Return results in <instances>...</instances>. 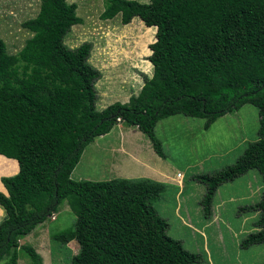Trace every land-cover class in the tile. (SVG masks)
<instances>
[{
	"label": "trees",
	"instance_id": "obj_1",
	"mask_svg": "<svg viewBox=\"0 0 264 264\" xmlns=\"http://www.w3.org/2000/svg\"><path fill=\"white\" fill-rule=\"evenodd\" d=\"M36 16L22 27L32 36L11 55L0 39V155L19 171L0 179V263L17 264L22 249L30 264L42 258L18 238L57 213L66 202L77 219L76 235L66 230L52 238H75L79 252L68 264H199L201 256L168 236V224L152 202L165 186L148 179L74 181L71 174L84 149L122 123L137 128L165 159L156 136L160 120L183 115L204 119L203 129L246 104L258 109L257 140L229 165L195 175L206 188L200 201L206 218L221 185L257 171L260 200L245 212H258L256 232L240 247L264 244V0H104L102 20L120 17L122 25L139 18L156 28L149 45L151 77L127 103L96 107L100 73L89 63L88 42L70 49L64 38L80 23L69 0H38ZM1 159V158H0ZM6 161V160H5Z\"/></svg>",
	"mask_w": 264,
	"mask_h": 264
},
{
	"label": "rangeland",
	"instance_id": "obj_2",
	"mask_svg": "<svg viewBox=\"0 0 264 264\" xmlns=\"http://www.w3.org/2000/svg\"><path fill=\"white\" fill-rule=\"evenodd\" d=\"M136 1L148 3L150 0ZM68 2L76 5V15L80 18V23L71 27L64 43L70 49L85 42L92 45L89 63L100 73V78L95 83L97 109L103 110L116 101L124 103L128 97L139 92L144 76L152 75V65L148 57L152 53L149 45L155 41V29H151L147 34L149 40H146L143 36L147 31L139 18H134L128 25H122L119 16L112 20H102L100 15L103 12L104 0ZM38 8V0H0V39L4 41L9 54L19 53L26 40L32 36L22 24L34 18ZM204 122V119L177 115L160 120L157 125V138L162 142L164 153L166 156L168 154L170 160L176 164L175 167L179 168L175 172H180V177L174 176L170 180L176 179L179 183L181 181L180 184L186 181L184 196L192 194L189 200L194 210L191 216L193 223H188L189 227L184 226L173 211L177 201L175 187L166 186L160 198L152 202V206L157 214L166 220L167 235L181 242L185 250L200 255L199 264H208L206 245L211 253L210 260L214 264H264V244L247 249L240 247L243 238L258 230L255 222L259 213L243 211L260 200L263 181L257 171H249L243 177L216 189L208 218L205 217L201 205L197 204L198 208L194 209L195 196L197 202L202 201L206 188L194 181L193 177L212 174L234 164L244 149L257 140L258 109L246 104L238 111L218 118L207 131L203 129ZM125 129L129 130L126 127ZM138 135L141 138L140 145H145L142 150H153L150 141L139 131ZM132 136L129 132L126 140L128 137V140L134 142ZM116 143L113 138L109 140L103 136L93 140L84 149L79 160L81 162L73 170L72 179L106 181L110 170L113 174L117 171V174L120 172L123 176L138 174L135 168L137 164L127 159L113 162L112 156L120 159L119 152H122L117 150V153H113L116 151ZM109 150L112 156L108 153ZM136 150L141 153L140 149ZM209 152H212L213 157H203L202 161L200 157ZM87 154L89 156L86 158ZM188 164L193 166L184 172V167ZM8 169V166L4 168L0 163V175ZM3 177L0 176V179ZM155 181L157 179L153 182ZM187 199L186 197V201ZM3 216L0 215V221ZM186 220L190 222L187 217ZM76 228L77 219L68 204L63 202L57 213L36 226L30 234L20 236L19 245L33 247L42 258L41 264H68L79 252L76 239L61 243L54 240L52 235L66 230L76 235L79 233ZM18 253L17 264L31 263L30 257L22 249ZM7 261L8 259L3 260L0 264H7Z\"/></svg>",
	"mask_w": 264,
	"mask_h": 264
},
{
	"label": "crops",
	"instance_id": "obj_3",
	"mask_svg": "<svg viewBox=\"0 0 264 264\" xmlns=\"http://www.w3.org/2000/svg\"><path fill=\"white\" fill-rule=\"evenodd\" d=\"M130 97H128V99L124 103H127ZM116 102H118V101H116ZM157 125H158V123H157ZM125 127L129 130H126ZM136 129L137 128H134V127L123 126L122 123H119L115 127L112 128V130H111V132H109V134H106L103 136V138H108L109 140H110V138H113L114 140H116L117 145L114 148V149H116V151L113 152L114 154L117 153V150L122 151V152H119L121 155L120 159L117 158L116 156L113 157L111 150L108 151V153L109 152L111 153L113 162L114 161L119 162V160L122 161V159H127L129 162L137 164V165H135V168L138 170V174L130 173L129 176H123V175H121L120 172H119V174H117L118 173L117 171H116V174H113V172H111V170H110L109 171L110 176H108V180H111V179H129V180H131V179H148V180L154 181L155 179H157V181H155V182L163 184L165 186V188H166V186L175 187L176 188L175 197H176L177 201L174 204L173 211L182 220L183 225L189 227L188 223L192 222L191 216L194 214V210L191 208V204H190V200H189L192 197L191 196L192 194H189L188 196L187 195L184 196L186 181L185 182L183 181L182 184H180L181 181L179 183L178 181H176V179L170 180L172 177L174 178V176L180 177L179 176L180 172H177V173L175 172L176 170H179V168L175 167L176 164L170 160V156L168 154H167L165 159H162V158L158 157L156 155V153H154L153 150H151V149H149L147 151L142 150V148H144L145 145H140L141 144L140 143L141 138H139L138 130H136ZM129 132H131L133 134L132 137H133L134 142H131V140H128V137L126 140V136H127V134H129ZM155 132H156V136H157V126L155 129ZM100 139H102V138H100ZM136 149H140L141 153L137 152ZM165 155H166V153H165ZM88 156L89 155L87 154L85 157L87 158ZM124 157H127V158H124ZM203 157L204 158L213 157L212 152L206 153L204 156H201L200 159L202 160ZM0 158H1L0 163L2 164V166H4V168H5V166L9 167L8 171H6L4 174H2L0 176L11 177V176H14L18 173L19 167H18V163L16 160L8 159V158L1 156V155H0ZM202 161H204V160H202ZM80 162L81 161H79L78 164ZM142 165H143V167H142ZM192 166L193 165H190V164L185 165L184 169H186V170H184V172H187L188 169L191 168ZM119 168H120V166H119ZM203 169H205V168H203ZM118 170H120V169H118ZM179 180H181V179H179ZM172 182H175V184ZM0 192L7 195V191L1 182H0ZM186 197L188 198L187 201H186ZM195 199H196L195 200L196 204H194V209L196 210L198 208L197 204L200 206V204H199L200 201L197 202V196H195ZM0 215L3 216V211L1 208H0ZM213 215L216 216L215 213H213ZM186 217L190 220V222H187ZM206 249L207 250H205V248H204L206 258L208 260V264H214L210 260V258H211L210 254L211 253L208 250L207 245H206Z\"/></svg>",
	"mask_w": 264,
	"mask_h": 264
},
{
	"label": "clouds",
	"instance_id": "obj_4",
	"mask_svg": "<svg viewBox=\"0 0 264 264\" xmlns=\"http://www.w3.org/2000/svg\"><path fill=\"white\" fill-rule=\"evenodd\" d=\"M144 25V24H143ZM155 33H156V28H155Z\"/></svg>",
	"mask_w": 264,
	"mask_h": 264
}]
</instances>
